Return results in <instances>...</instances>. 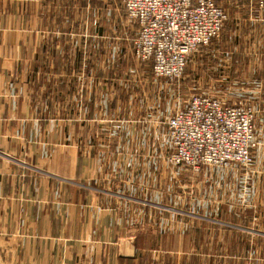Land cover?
<instances>
[{
	"label": "crops",
	"instance_id": "1",
	"mask_svg": "<svg viewBox=\"0 0 264 264\" xmlns=\"http://www.w3.org/2000/svg\"><path fill=\"white\" fill-rule=\"evenodd\" d=\"M227 2L196 79L213 87L214 50L226 51L228 84L242 81L264 136V9ZM136 35L121 0H0L1 264H230L239 254L249 264L239 234L252 221L214 216L233 213L235 178L264 175V155L260 171L173 170L155 106L162 79L134 59ZM245 187L238 198L250 201L256 187ZM172 195L183 215L159 211L176 210L162 204Z\"/></svg>",
	"mask_w": 264,
	"mask_h": 264
},
{
	"label": "built area",
	"instance_id": "2",
	"mask_svg": "<svg viewBox=\"0 0 264 264\" xmlns=\"http://www.w3.org/2000/svg\"><path fill=\"white\" fill-rule=\"evenodd\" d=\"M264 9V0H255ZM127 21L137 26L134 59L151 64L157 79L179 80L189 57L209 46L228 19L217 0H121ZM252 110L209 94L194 95L166 120L167 164L198 172L202 167L241 166L254 162ZM1 264V255H0Z\"/></svg>",
	"mask_w": 264,
	"mask_h": 264
},
{
	"label": "rangeland",
	"instance_id": "3",
	"mask_svg": "<svg viewBox=\"0 0 264 264\" xmlns=\"http://www.w3.org/2000/svg\"><path fill=\"white\" fill-rule=\"evenodd\" d=\"M217 1L225 9L227 7L226 6L227 1H228L227 4L229 5V3H232L235 0H227V1L217 0ZM221 2L223 5L221 4ZM221 36L222 35H220L218 39L214 40V44L218 42L219 39H221ZM200 50L201 49H199L198 52L192 54L189 57L186 69L184 71V75L179 80L169 81V80L162 79L161 81H159L160 83H158L155 86L154 95H155L156 109L157 110L160 109L159 110L160 113L164 112V115L162 116L164 119L165 117L169 118L178 109H181L183 106H185L192 96L199 95V94H209V96H213L215 99L221 100L225 103H229L235 106L245 107V108L252 110L254 113V120H255L254 127H255V144L256 145L254 149L252 150V156L254 157V162L250 167L256 166V164H258V170L260 171V165H259L260 163H256L255 159H256V156L259 154L264 155V144H263L264 140L261 139V138H264V136H263V133L262 135L260 134L261 129L260 127H258V124L256 122L257 110L255 109L252 100L249 97H247L244 89H242L243 85L240 79L238 80L236 79L237 81H239V84H228V77L226 76V62H227L226 61V51L224 52L225 53L224 55L221 52H219V54L221 55H217L215 53L216 51L214 50V69L217 72L220 71V75H218L219 73L214 74L213 87H211L210 85H205L204 83L197 81L196 78H198L199 76L198 59L201 58L200 52L206 51V50H201V51ZM203 59H204L203 67H202L203 71L207 72V70H209V72H211L210 64H209L210 62L206 61L207 59L206 56H204ZM137 64H140V63L137 62ZM229 87H231V89ZM114 129L110 127V129L108 130V133L112 136H114L115 132L117 131ZM236 167L240 169L238 171H243V169H246L245 167H241V166H236ZM200 171L201 169L198 172L186 171V173L184 174L187 177H191V179H193L192 176L197 175V173H199ZM239 175H241V173ZM249 179L242 181L240 178H235V185H234L235 192L233 193L235 194V199L228 203L229 205H231V211H233V213L232 212L228 213V215L227 216L225 215V217L214 216V218H219V219L224 218V219L230 220L231 218L235 217L238 220H241V219L251 220L252 221L251 225H249L248 227H245L244 232H240L239 234L241 236L240 241L242 244V243H247L246 241L248 240V238L250 240L251 248H252V251H251L252 255H251L249 264H264V205L262 209H260L258 208V203H257V194L259 193V195L262 196L260 192L257 193V186L259 185L260 187H263L264 189V175L262 174V176L258 179H253V178H251L250 180ZM249 182L252 183L256 187V190H253L252 194L250 195V201H248L249 199L244 200L243 198H238L242 194L244 189L245 190L248 189V187H245V184H248ZM179 186L180 185L176 184V187H177L176 191L177 190L180 191ZM225 192L226 190L223 193ZM216 193H217V190H216V187L214 186V200L216 199V196H215ZM223 193L221 195H223ZM174 196H178V195H172L171 197H168V196L165 197L163 199L162 204L163 205L167 204L168 207L174 205L176 210H166V211L159 210L161 213H172L173 211L179 210L178 212L183 215L184 211H182L179 208V203L175 201L177 202V204L175 205L172 201V200H177L176 198H174ZM178 200H180L179 197H178ZM159 201L160 200L155 199L153 203L159 202ZM221 203H225V201L222 200ZM248 204L250 205V208H251L250 210L241 209V207L249 208ZM203 212L205 211H200V214ZM207 212H209L208 209L206 213ZM259 245L263 246L262 248L263 250L260 249ZM255 248H259V250L255 251L254 250ZM230 264H244L243 256L239 254L237 258L234 259V261L230 262Z\"/></svg>",
	"mask_w": 264,
	"mask_h": 264
}]
</instances>
